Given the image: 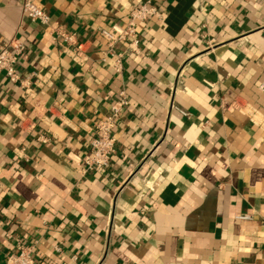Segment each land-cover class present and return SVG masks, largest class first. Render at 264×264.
I'll return each mask as SVG.
<instances>
[{"label":"crops","instance_id":"1","mask_svg":"<svg viewBox=\"0 0 264 264\" xmlns=\"http://www.w3.org/2000/svg\"><path fill=\"white\" fill-rule=\"evenodd\" d=\"M23 1L0 0V44L24 48L19 81L0 72V264L19 244L36 264H264V0H159L121 72L100 30L136 0H33L49 26ZM121 93L116 153L87 170Z\"/></svg>","mask_w":264,"mask_h":264},{"label":"built area","instance_id":"2","mask_svg":"<svg viewBox=\"0 0 264 264\" xmlns=\"http://www.w3.org/2000/svg\"><path fill=\"white\" fill-rule=\"evenodd\" d=\"M159 0H136L134 8L131 10L126 22L115 23L109 29L100 30V35L105 40L106 50L103 53V61L116 58L115 69L117 72L123 70L124 59L130 54H137L141 48L139 39V27L148 23L158 16ZM25 16L34 23L42 26L50 25V18L45 10L33 0H24L22 5ZM63 42L77 46L76 58L80 56L81 46L77 45L75 36L59 34ZM124 44L127 49L123 53H118L116 47ZM13 48V50H11ZM21 44H0V72L5 73L10 82L19 81V76L15 69L18 57L23 52ZM264 90V84L261 86ZM129 102L124 93L111 105L108 115L96 122L94 130V140L90 146V152L83 158V163L87 170L104 169L109 166L112 157L116 153V139L114 136L118 121L128 106ZM240 219L248 220L249 217ZM7 264H36L33 258V248L19 244L18 251L14 255L7 257Z\"/></svg>","mask_w":264,"mask_h":264}]
</instances>
